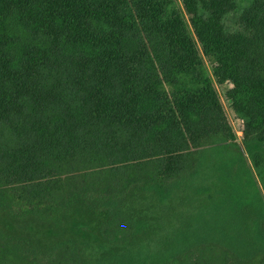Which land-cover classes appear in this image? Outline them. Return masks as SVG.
<instances>
[{
  "label": "trees",
  "instance_id": "trees-1",
  "mask_svg": "<svg viewBox=\"0 0 264 264\" xmlns=\"http://www.w3.org/2000/svg\"><path fill=\"white\" fill-rule=\"evenodd\" d=\"M118 215L172 250L123 260ZM207 218L234 255L193 249ZM33 245L47 264H264V0H0V264Z\"/></svg>",
  "mask_w": 264,
  "mask_h": 264
},
{
  "label": "rangeland",
  "instance_id": "rangeland-1",
  "mask_svg": "<svg viewBox=\"0 0 264 264\" xmlns=\"http://www.w3.org/2000/svg\"><path fill=\"white\" fill-rule=\"evenodd\" d=\"M226 24L227 26H229L230 28L233 29H238L240 26L239 24L237 25V16H235L234 13H231L228 18L226 19ZM199 51H200V55L202 56L203 62H204V66L205 69L207 71L208 76L211 78L214 90L217 94V97L219 99V102L221 104V107L223 109V112L225 114L226 120L232 130L233 133V146H231L229 149L233 150V151H238L240 153L245 154L244 152V147L242 146V141H243V120L238 117L232 108V103L231 101L227 98L226 96V92L227 90L231 87L230 83H217L216 79L213 76V66L215 64V57L213 54H203L201 51V48L199 47ZM206 151L210 152L211 148L206 147L205 149ZM204 167V166H203ZM209 169L205 170V172L207 173ZM209 213V212H207ZM207 215V214H206ZM191 218H194V216L191 215ZM188 218V219H189ZM207 223L204 224L203 222V229H197L196 231H191L189 230V236H193L194 234H198V237L195 240V244L193 246V249L198 248V247H211L213 246L216 250V253H220L221 251H228L230 252L231 250H229L228 248H226V245L224 243V239L223 237L225 236V234L219 233L217 235V233H214L212 235H209L208 231H207V226H209V224L211 223V219L207 218ZM113 222L115 223V227L122 229L124 231V236L127 237V239L129 240V242L131 243H122L119 242L121 245L119 246L120 249H123L124 251V256H123V260L128 259V256L126 255L128 252V249H130L132 252H136L138 251L139 257H134L132 262H136L138 260L140 261H146L145 256L147 255V250H150V247L152 249V251H160V252H165L166 250H172V247L169 244V241L166 243L165 246L161 245L160 243L163 242V240L165 239V234L164 232L167 231H159L156 234H147L146 231H139V232H135V233H131V229L128 226L129 221L123 217H121L120 215H118L116 217L115 220H113ZM196 226V223H193V227ZM186 227V226H185ZM237 230H242V235L244 237L248 236V232H249V228L247 227V225H243L242 226H237ZM134 232V231H133ZM239 235V234H238ZM214 237L215 241H217L215 243V245H213V242H211L209 240L210 237ZM170 238V236H169ZM127 241V240H126ZM184 243V242H183ZM238 242L233 243V245L235 246ZM129 244H131L129 246ZM231 244V243H229ZM183 247L182 242L179 243L177 245V248H181ZM63 248V247H62ZM187 248H191L190 246H187ZM191 249V250H193ZM227 249V250H226ZM257 247L255 245V247L253 249H251V251L249 252V254L242 258L241 260H243V263H246V261H248L249 259H251L252 255L254 254V252L256 251ZM27 258L26 261L29 264H47L49 261V257L46 256L44 249L40 246L37 245H33L31 247H27L24 250ZM232 252V251H231ZM122 251H119V254H121ZM80 254V256H79ZM79 254H77L76 258H70V261L72 262H76L77 264H89L88 260L96 262L99 261L102 256H99V254L95 251L92 252L93 256H90L88 254V252H86L85 254H81V252H79ZM123 254V253H122ZM232 254L234 255V253L232 252ZM59 254H54V258L57 257ZM87 256L91 259H87ZM256 256V254L254 255V257ZM236 258H239L237 256H235ZM52 258V257H51ZM249 258V259H248ZM149 260V257H148ZM108 264H113V263H108ZM167 264H186L184 261V258L182 255H180L179 257H177L176 255H173L169 261V263Z\"/></svg>",
  "mask_w": 264,
  "mask_h": 264
}]
</instances>
